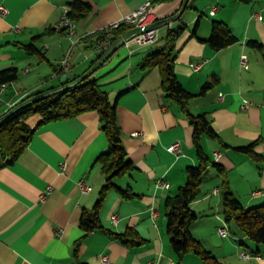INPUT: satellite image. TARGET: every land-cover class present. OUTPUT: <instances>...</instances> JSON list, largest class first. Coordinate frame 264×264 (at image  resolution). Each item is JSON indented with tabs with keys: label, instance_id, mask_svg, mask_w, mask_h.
<instances>
[{
	"label": "crops",
	"instance_id": "1",
	"mask_svg": "<svg viewBox=\"0 0 264 264\" xmlns=\"http://www.w3.org/2000/svg\"><path fill=\"white\" fill-rule=\"evenodd\" d=\"M71 1L75 0H0L8 10L0 15V71L19 70L18 81L0 99V117L29 94L58 87L60 77L53 66L73 72L69 81L83 75L100 53L86 39L137 11L147 0H80L89 3L93 12L74 23L73 37L56 28ZM181 5V0H157V20L172 17ZM213 21L225 23L237 42L219 51L204 43L211 36ZM181 26L186 29L177 40L175 73L194 95L191 111L206 114L228 145L204 138L203 147L213 163L228 172L232 192L246 210L264 205V164L235 150L257 141L254 152L264 156V58L249 45L256 41L264 47V0H190L179 21L156 31L154 44L131 53L123 47L94 74L116 104L127 160L135 167L116 184L139 196L126 200L110 190L100 210L101 222L117 234L135 228L144 244L128 248L104 232H93L75 257L76 243L85 236L80 227L83 211L96 206L105 183L97 159L107 151L108 139L96 112L44 125H40L42 117L33 113L26 120L35 130L29 146L16 162L0 169V264H202L194 253L180 262L170 250L164 213L166 199L186 183V169L198 165L193 128L180 108L165 99L160 70L138 68L164 45L169 30ZM19 44H33L45 58L28 55ZM242 56L247 57L246 67L240 64ZM192 63L203 66L195 72ZM21 74L34 83L29 87L20 83ZM208 82L214 85L202 94ZM174 142L181 144L178 155L168 151ZM215 153L221 154L218 161ZM81 180L90 187L86 195ZM160 181L169 188H157ZM220 184L217 169L209 167L200 195L191 204L197 220L190 231L224 264H264V245L252 242L225 220ZM113 216L118 217L116 225ZM219 229L229 235L222 238ZM242 254L250 259H242Z\"/></svg>",
	"mask_w": 264,
	"mask_h": 264
},
{
	"label": "trees",
	"instance_id": "2",
	"mask_svg": "<svg viewBox=\"0 0 264 264\" xmlns=\"http://www.w3.org/2000/svg\"><path fill=\"white\" fill-rule=\"evenodd\" d=\"M181 1L183 2V0ZM237 1L240 3H251L256 0ZM67 8V16L73 23L88 18L93 12V8L89 3H84L80 0L69 2ZM130 29V27L122 26L114 31L110 38H107L104 31H99L89 36L86 40L94 46L107 41L110 46ZM185 29L186 26H181L175 31L169 30L164 38V45L158 51L145 57L138 65V68L143 72L154 68L160 70L162 90L165 99L180 108L193 128V145L196 151L198 165L186 169V183L178 188L174 195L169 196L164 205V213L167 219V232L170 235L172 251L180 262L188 254L194 253L202 264H224L216 259L212 252L201 241L195 238L190 231V227L197 220V216L191 209V204L200 195L203 179L209 167H215L221 179L220 192L224 202L223 214L225 220L228 223H233L252 242L258 245H264V205L246 210L232 192L228 172L220 165L214 164L212 158L203 147L202 141L204 138L216 140L223 147H228V145L216 133L206 114L195 115L191 111L190 102L194 95L186 91L175 73L176 55L174 52L176 50L177 40ZM61 32L68 33V30L63 29ZM194 34H196L195 31ZM203 42L208 44L212 49L219 51L235 44L237 39L225 23L213 21L211 36L207 41ZM249 45L262 52L264 58V47L262 44L251 41ZM19 46L28 55H36L41 59L45 58L41 51L33 44H19ZM104 51H101L97 55L90 64V67L99 59ZM53 71L59 77L64 74L63 70H59L54 66ZM18 79L19 70L17 68L11 67L3 69L0 71V88L3 85H6L7 88L11 87ZM63 84L59 82L58 87ZM213 85L214 82L206 83L201 93L204 94ZM54 88L57 87H51L49 90ZM46 91L48 90H41L29 94L18 103L24 102ZM90 111L96 112L99 115L101 128L108 139L107 151L97 159L101 172L105 176V183L101 188L96 206L90 211H83L80 227L85 232V236L76 243L74 251L76 258L79 255L83 240L93 232H104L110 237L118 239L128 248L139 247L144 244V239L135 228H129L125 233L117 234L106 229L102 225L100 218L101 207L110 190H117L121 197L126 200L139 197L131 190L120 189L116 184L118 179L135 170L133 164L127 160V150L124 146L122 130L118 123L116 104L111 102L109 95L102 90L100 83L93 75L71 90L46 98L22 110L0 126L1 169L16 162L30 144L35 130L31 129L26 123L28 115L33 113L39 114L42 117L40 125H44L50 122L74 118ZM256 145L257 141L246 147L235 148V150L247 154L258 165L264 164V156L257 155L254 152Z\"/></svg>",
	"mask_w": 264,
	"mask_h": 264
},
{
	"label": "built area",
	"instance_id": "3",
	"mask_svg": "<svg viewBox=\"0 0 264 264\" xmlns=\"http://www.w3.org/2000/svg\"><path fill=\"white\" fill-rule=\"evenodd\" d=\"M156 8H157V0H147L137 11L122 17L120 20H118L116 22H113L112 24H110V26L104 28L102 31H104L106 33L107 38H110L112 36L113 32L118 30L122 26H127V27H130L131 29L137 28V27L149 26V25H151L157 21ZM217 9H218L217 7L213 8L211 15H214ZM7 13H8V10L4 6H0V15L5 16ZM67 15H68V9L66 8L63 11L62 19L56 28L59 31H61L63 29H67L68 35L70 37H73L75 34L74 23L68 18ZM256 17L258 19H261L260 16H256ZM156 31L157 30H152V31L145 32L144 34L138 35V36L132 38L131 40L127 41L126 44L124 45V47H126L131 53L134 48H142V47H146L148 45H152L158 39ZM108 46H109V44L107 41L101 42L97 45V49L99 50V52H101L103 50H106L108 48ZM68 62H69V57L65 58L62 61L63 68H66V66L68 65ZM247 62H248L247 57L242 56L241 60H240L241 66L246 67ZM202 66H203V63H192L191 64V68L195 72L200 71ZM6 89H7L6 85H3L0 88V96L3 95V93L6 91ZM220 98H222V96H220ZM180 146H181L180 142H174L168 148V151L170 153L178 155L180 153ZM220 158H221L220 153L214 154V160L215 161H218ZM62 167L65 170L66 164L65 163L62 164ZM79 186L81 188L83 195H86L90 192V187L86 184V182L84 180H81L79 182ZM157 188H169V184H166V183H163L162 181H160L157 183ZM51 190H52V188L50 187L46 193H49ZM259 194H261V192L254 193V195H259ZM46 195L47 194H44L41 199L45 200ZM151 215H152L153 219H156L157 213L153 208L151 209ZM111 220L115 225L118 223V217L117 216H113L111 218ZM218 234L222 238H225L229 235L225 229H219ZM241 258L244 260H249L250 256L248 254H242ZM103 260L105 262L109 261L108 257H106V256L103 257ZM147 264H160V262L159 261H156V262L153 261V262H148Z\"/></svg>",
	"mask_w": 264,
	"mask_h": 264
},
{
	"label": "water",
	"instance_id": "4",
	"mask_svg": "<svg viewBox=\"0 0 264 264\" xmlns=\"http://www.w3.org/2000/svg\"><path fill=\"white\" fill-rule=\"evenodd\" d=\"M190 0H183L180 10L173 15L172 17H169L164 20H157L153 24L146 26V27H137L130 29L128 32L120 36L117 40H115L104 52L101 54L99 59L80 77L76 78L73 81H69V79L72 77L73 72H64L63 75L60 77V82L64 83L63 85L54 88L52 90H48L46 92H43L41 94L35 95L28 100L18 103L14 106H12L6 113H4L0 117V126L9 118L12 116L17 115L22 110L34 105L35 103H38L46 98L58 95L60 93H63L65 91L71 90L78 85H80L83 81L88 79L89 77L93 76L95 73H97L104 64L110 60L121 48L124 47L127 41L131 40L132 38L144 34L145 32L152 31V30H159L164 27H169L172 24L176 23L180 20L184 12L186 11Z\"/></svg>",
	"mask_w": 264,
	"mask_h": 264
},
{
	"label": "rangeland",
	"instance_id": "5",
	"mask_svg": "<svg viewBox=\"0 0 264 264\" xmlns=\"http://www.w3.org/2000/svg\"><path fill=\"white\" fill-rule=\"evenodd\" d=\"M196 26V25H195ZM194 29H195V27H194ZM158 42H160V41H158ZM21 73H23V71L21 70ZM20 83H23L24 85H26V87H29V85H32L34 82L33 81H31V80H24L23 79V74H21V80H20ZM18 86H20V85H18ZM21 87V86H20ZM6 90H8L7 92H9L10 91V87H8ZM11 90L12 91H14V89L13 88H11ZM1 98V100H2V95L0 96ZM20 102V101H19ZM0 105H1V103H0ZM206 176H207V174L205 175V177L204 178H206ZM222 196V195H221ZM168 236V238L170 237L169 235H167ZM168 244H170V238H169V243ZM170 250H172V248H171V246H170Z\"/></svg>",
	"mask_w": 264,
	"mask_h": 264
}]
</instances>
